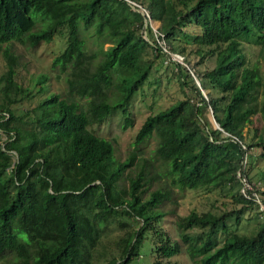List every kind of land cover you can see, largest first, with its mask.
<instances>
[{
  "label": "trees",
  "instance_id": "1",
  "mask_svg": "<svg viewBox=\"0 0 264 264\" xmlns=\"http://www.w3.org/2000/svg\"><path fill=\"white\" fill-rule=\"evenodd\" d=\"M131 2L160 21L164 44L172 53L185 54L186 65L162 49ZM32 12L46 19L39 28ZM62 27L67 43L51 65L66 72L69 92L85 97L86 107L57 92L23 105L32 92L17 80L10 47L3 49L0 260L135 264L140 254L150 252V264H175L170 257L181 244L161 225V204L170 198V188L150 189L148 159L137 163L131 154L118 160L112 141L90 127L117 109L123 125L132 124L129 99L157 63L172 65L197 100L184 90V97L148 114L134 142L157 137L154 155L172 185L228 186L232 203H240L232 212L251 206L261 211L252 191L240 190L238 172L243 176V160L246 154L251 159L253 148L264 158L262 70L244 47V42L254 43L264 60V0H0V45L50 41ZM88 27L94 28V40L103 41L99 60L85 47L81 31ZM190 54L197 59L192 62ZM46 77L36 78L39 91ZM205 113L220 128H213ZM257 190L264 202V187ZM229 213L192 209L178 214V233L190 255L200 254L201 264H263L264 216L254 231L243 232L227 225ZM219 233L225 235L221 242Z\"/></svg>",
  "mask_w": 264,
  "mask_h": 264
},
{
  "label": "rangeland",
  "instance_id": "2",
  "mask_svg": "<svg viewBox=\"0 0 264 264\" xmlns=\"http://www.w3.org/2000/svg\"><path fill=\"white\" fill-rule=\"evenodd\" d=\"M39 14V12H32L31 14L36 21L35 28H39L46 20L45 18L38 16ZM159 26L160 21L152 19L153 30L155 28V30L158 31ZM93 30V27L82 28L81 34L85 39L86 49L89 52H97L96 60H99L102 57L99 47L103 41L101 39L98 41L94 40L95 36ZM179 42L182 43V40ZM66 43L67 30L65 27H62L61 31L54 33L53 39L50 41H40L36 45H29L27 42L15 40L11 45L6 43L0 45V72H3L6 69V59L3 55V49L9 46L11 54L15 57L17 80L22 83V85H28L32 92V96L29 100L24 101L23 105L28 106L30 103L34 104L46 94L57 92L64 97L78 100L83 107H86L87 99L85 97H82L77 93L69 92L66 72H62L58 66L53 67L51 65L53 57L64 49ZM104 43V46H106L107 43ZM244 44L249 59L252 62L258 60L261 65L263 76L262 90L264 91V60L258 55L257 45L247 42H244ZM149 52L150 51L146 52L145 56H148ZM172 55L173 59L186 65L185 54L172 53ZM188 57L192 62L197 59V56L194 54H190ZM208 64L212 65L213 62L209 61ZM204 67V64L199 66L201 69ZM40 74H46L47 77L42 83V86L44 87L43 90L39 91V84H36L35 82ZM178 75L177 70L174 69L172 65L167 63L161 65L157 63L149 73L147 79L138 86L129 99L128 109L133 118L132 124L124 126V115L121 110L117 109L109 113L103 121L93 123L90 127L96 134L112 141L114 153L118 160L124 159L131 154L136 155L135 162L137 163L143 162L145 158L148 159L147 167L152 176L150 179V189L164 186L171 190L170 198L161 204V208L165 210L161 225L172 235L173 238L180 242L181 251L170 257V260L175 262V264H201L200 254H196V256L192 257L190 255L189 245L180 238L177 225L178 214L188 213L192 209L198 211L212 210L218 213L221 211L231 212L227 216V225L230 228L243 232H252L263 219L264 209H262V206L259 203L261 211H259L256 206H251L242 209L238 213L232 212V209L239 207L240 203H232V191H229L230 188L228 186L211 188H180L172 185L171 179L167 177L164 170V165L161 160L154 155L157 137L152 135L150 138L140 143L134 142L135 133L148 114L164 109L176 99L184 97V90H186L193 100H197L192 88L187 85L183 88L178 80ZM193 76L195 80H198L195 74H193ZM203 90L205 92L207 91L206 89ZM204 119H208L210 125L213 128H216V121L211 115L205 113ZM3 137H5V135H3ZM252 151L255 152V154H253L254 157L252 156L251 159H249V156L246 154L245 159L243 160V176H241V171L238 172L243 184H241L239 188L246 193L247 189H250L253 195H255L254 192L257 193L256 196H258V202L261 201L264 203L262 201V192L257 190L258 187H264V158L256 155L258 149L253 148ZM247 159L248 161L251 160L250 162L253 166L250 171L248 169ZM133 167L135 168L137 165H134ZM116 232L117 228L114 227L112 234ZM22 237L28 240L25 234H22ZM224 237V234L219 233L218 239L220 242ZM153 259V253L143 252L140 254L135 264H150ZM0 264H10V261L4 258L0 260Z\"/></svg>",
  "mask_w": 264,
  "mask_h": 264
},
{
  "label": "built area",
  "instance_id": "3",
  "mask_svg": "<svg viewBox=\"0 0 264 264\" xmlns=\"http://www.w3.org/2000/svg\"><path fill=\"white\" fill-rule=\"evenodd\" d=\"M140 8L142 9V13H143V15H144V20H145V22H146V23L149 22V23L151 24V26H152V18H151V16H150L149 12H148L145 8H142V7H140ZM154 33H155L156 39H157L158 43L161 45L162 49H163L166 53H168V54L170 55L171 58H173L172 52H170V51L168 50V48L163 44V43H164V41H163L164 33L160 32V31H156L155 28H154ZM246 184H247V183H246ZM254 194H255V196H256L257 193L254 192ZM256 199H257V201H258V196H256ZM259 203L261 204L262 209H264V203H262L261 201H259Z\"/></svg>",
  "mask_w": 264,
  "mask_h": 264
},
{
  "label": "water",
  "instance_id": "4",
  "mask_svg": "<svg viewBox=\"0 0 264 264\" xmlns=\"http://www.w3.org/2000/svg\"><path fill=\"white\" fill-rule=\"evenodd\" d=\"M130 4H131L132 8H134V9L139 10V11L142 12V9L140 8V6L136 5L134 2H131ZM145 23H146V22H145ZM196 82H197V84L200 86V82H199L197 79H196ZM201 91H202V93L206 96V92H205L203 89H201ZM216 124H217L216 127H219V128H220L218 122H216ZM14 152H15V154H17L16 151H14Z\"/></svg>",
  "mask_w": 264,
  "mask_h": 264
}]
</instances>
